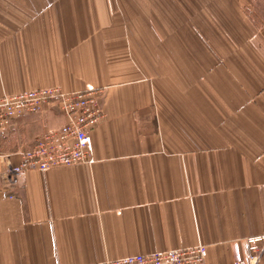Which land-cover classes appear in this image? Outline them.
Returning <instances> with one entry per match:
<instances>
[{"label": "crops", "instance_id": "1", "mask_svg": "<svg viewBox=\"0 0 264 264\" xmlns=\"http://www.w3.org/2000/svg\"><path fill=\"white\" fill-rule=\"evenodd\" d=\"M105 3L0 0V98L108 87L94 165L31 170L8 188L0 176V264L199 246L206 264L249 262L248 240L264 236V21L253 25L247 0H217L209 45L193 33L194 47L162 51L160 80L138 81L108 55L122 40L110 42ZM64 123L52 107L16 119L0 132V174Z\"/></svg>", "mask_w": 264, "mask_h": 264}, {"label": "built area", "instance_id": "2", "mask_svg": "<svg viewBox=\"0 0 264 264\" xmlns=\"http://www.w3.org/2000/svg\"><path fill=\"white\" fill-rule=\"evenodd\" d=\"M102 90H86L66 94L59 89L37 90L0 98V132L10 128L16 119L36 115L52 107L64 118L56 132L38 138L33 149L22 153L18 167L7 164L0 174L4 185L15 186L24 172L46 173L56 168L92 166L95 163L91 133L105 121ZM264 236L248 240L250 260L237 264H257L263 251ZM207 248L199 246L148 256H132L95 264H206Z\"/></svg>", "mask_w": 264, "mask_h": 264}, {"label": "rangeland", "instance_id": "3", "mask_svg": "<svg viewBox=\"0 0 264 264\" xmlns=\"http://www.w3.org/2000/svg\"><path fill=\"white\" fill-rule=\"evenodd\" d=\"M215 1L217 0H106L105 13L111 20L110 25H106V32L111 36V43L113 39L122 40L121 49L117 50L118 46L108 47L110 59L129 60L131 65L127 66L128 74L136 75L138 81L155 80L146 73L159 75L157 78L160 80L162 60L168 59L163 57L162 51L167 48L172 52L194 47L193 33H197L198 41L209 45V26L204 14ZM247 1L251 4L245 13L250 14L253 25L258 28L264 21V0ZM132 42L137 52L136 59L133 57ZM151 51L154 53L153 57L149 56ZM107 88L99 90L106 93Z\"/></svg>", "mask_w": 264, "mask_h": 264}]
</instances>
